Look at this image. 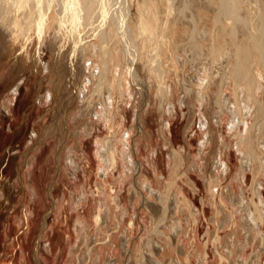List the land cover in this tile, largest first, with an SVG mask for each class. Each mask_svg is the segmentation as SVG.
<instances>
[{
	"label": "rangeland",
	"instance_id": "obj_1",
	"mask_svg": "<svg viewBox=\"0 0 264 264\" xmlns=\"http://www.w3.org/2000/svg\"><path fill=\"white\" fill-rule=\"evenodd\" d=\"M40 1L38 26L25 38L0 32V264H264V149L256 138L264 122V80L257 86L264 0L236 1L230 20L220 0H173L170 14L169 0H140L165 35L164 83L174 89L164 107L157 85L150 94L140 88L153 46L136 38L131 0L88 8L81 0ZM5 6L12 0L0 1ZM126 15L140 47L141 84L123 76L121 60L112 106L100 104V73L81 99L84 59L97 49L104 63L115 46L126 60ZM236 45L251 52L247 81L237 86ZM225 46L232 47L227 64L214 73V55ZM201 63L211 72L199 101L184 88ZM220 87L235 115L216 102ZM240 87L257 109L253 116L238 101ZM251 206L257 218L249 230Z\"/></svg>",
	"mask_w": 264,
	"mask_h": 264
},
{
	"label": "bare ground",
	"instance_id": "obj_2",
	"mask_svg": "<svg viewBox=\"0 0 264 264\" xmlns=\"http://www.w3.org/2000/svg\"><path fill=\"white\" fill-rule=\"evenodd\" d=\"M1 1V4H2V1L3 0H0ZM5 1V0H4ZM9 1V0H8ZM100 1H103V0H93V3L90 4V0H81L80 3L82 6H84L85 8H88L90 7V5H96V7H98V5L100 4L99 2ZM107 2H110L112 0H105ZM132 1V4L135 6L136 8V13L137 15L134 14L133 18H131V22H133V25L136 27L135 31H137V35H136V38H140V41H143L144 39L147 41L148 44H152L153 47H149L150 48V51H151V55L149 56V59L147 60V65L146 67L143 69L144 71H147L148 70V73L146 74V76L148 77V80L147 79H144L145 82L142 80V84L139 82L142 77L141 75L139 74V70L137 69V64L139 63V58H140V47L137 46L135 40H133V37H131V34H130V31L128 30L130 28V20L128 21L127 19V15L124 16L122 18V25L125 26V32L123 30V35L125 34V37H130L131 39H128L129 42L128 43H132L130 45H127L126 46V49L123 50V53L124 55L126 56L127 54V58L125 60V57H123V59L120 58V55L117 53V47H113V52H111L108 56V60L107 61H104V63H102V61L99 60L98 58V51L96 49L95 46H93L94 49H96L95 51V54L92 55V57H89L87 59H84V66H83V69L84 71L87 72V74H84L83 76L86 77L85 79L82 80V89H80V93L82 95L81 99L84 100V98L89 94V91H90V83L92 82V80L95 78V74L97 73H100L99 74V81H98V84H97V87H98V90H97V93L99 92L100 95H99V98L101 97L103 100V102L100 100V104H103V105H106L107 107H110L113 105V100H114V93H115V71H116V67L117 65H119V63L123 62V76H126V73L129 72L131 73V83L130 81H128V83H130L132 86H137V82H139V84L142 85V87H140L141 89L145 90L147 92V94L149 93L148 91V88L149 90H151L153 88V85L155 87V85H157V92L155 93V96L157 98L160 99V102L162 103V107L165 106V103L168 101L170 103V96H172L173 94V89L172 86L170 85L169 87L166 85V83H164V78H165V74H166V70L163 68L162 66V63H161V58H162V54H160V49H159V46H160V43H162V41H164L165 39V35L161 32V31H157V19L155 18V16H149V8L145 6L144 3H141L140 0H131ZM171 1V3H170ZM211 1V0H210ZM236 1L238 0H220V12L223 13L225 16V19L227 20H230L232 19L231 18V15L234 14V8L239 6L238 2L236 3ZM173 0H169L168 3H169V9H168V14L171 13V8L173 7ZM217 2V1H216ZM234 2V3H233ZM40 3L41 1L40 0H12V6L15 7L13 9V7H10V6H5L4 7V4H3V7L0 8V32L2 34H6L7 32L10 31V33H14V32H17V30H19V34H20V37L21 38H25L26 34H30V30L29 28H31L32 25H37L38 26V23L37 21L39 20L38 17L34 16V10L36 8V10H38V12L40 11ZM150 3V2H149ZM236 3L235 7L233 8L234 4ZM6 5V4H5ZM8 5V4H7ZM152 5V4H151ZM100 6V5H99ZM172 6V7H171ZM256 8V7H255ZM237 10V8H235ZM13 10V11H11ZM88 10V9H87ZM248 10V9H247ZM156 11V9H155ZM238 11V10H237ZM257 11V10H256ZM11 15H10V13ZM128 13V11H126ZM253 12V11H251ZM259 12V11H258ZM257 12V13H258ZM15 13V14H14ZM126 13V14H127ZM261 12H259L258 16H260ZM131 13H129L130 15ZM250 14V13H248ZM205 15V14H204ZM220 15V14H219ZM237 15V19L239 18H242V17H238V14ZM158 16V15H157ZM244 17V16H243ZM220 18V17H219ZM259 18V17H258ZM261 18L262 16H260V24H261ZM115 15L112 16V22L113 24H116L117 22H115ZM168 19V18H167ZM238 19V20H239ZM217 20V19H216ZM227 20H224V21H227ZM241 20V19H240ZM243 20V19H242ZM255 20V19H254ZM264 20V19H263ZM251 21V20H250ZM121 22V21H120ZM240 22V21H239ZM243 22V21H241ZM119 23V21H118ZM132 24V23H131ZM182 24V23H181ZM247 24V22H246ZM253 24V22H252ZM118 25V24H117ZM120 25V24H119ZM168 25V22L166 21L164 23V28H166V26ZM262 25V24H261ZM259 25V28L262 27V29L264 28V26H261ZM194 26V25H193ZM246 26V25H245ZM253 26V25H252ZM251 26V28H252ZM171 27H173L171 25ZM179 27V25H178ZM177 27V29H178ZM182 27V25H181ZM180 27V28H181ZM179 28V29H180ZM250 28V29H251ZM255 28V27H254ZM172 29V28H171ZM183 29V28H182ZM184 29H186L184 27ZM183 29V30H184ZM192 30V29H191ZM190 30V31H191ZM195 30V29H194ZM233 30V29H232ZM175 31V29H174ZM178 31V30H177ZM182 31V30H181ZM212 31V29H211ZM263 31V30H262ZM28 32V33H27ZM179 32V31H178ZM184 32V31H183ZM209 32V31H208ZM221 32V31H220ZM253 32V31H252ZM9 33V34H10ZM211 33V32H210ZM218 33V31H217ZM234 34H236L235 30L234 32H232ZM262 33V32H261ZM179 34V33H178ZM212 34V33H211ZM232 34V36L234 35ZM200 35V34H199ZM250 35V34H249ZM256 35V34H255ZM260 35V34H259ZM181 35H178L177 36V32H176V37H180ZM191 36V41H194V37L193 35H190ZM217 36V35H216ZM215 36V37H216ZM263 36V35H262ZM176 37L174 36V39H176ZM235 37V36H234ZM237 37V36H236ZM241 37V36H240ZM177 38V39H178ZM28 39V43L31 41V38H27ZM176 39V40H177ZM216 39V38H215ZM260 39V38H259ZM126 40V39H125ZM131 40V41H130ZM187 40V39H186ZM40 41H42L41 39L38 40V47H37V50L40 49ZM156 41V42H155ZM174 41V40H173ZM180 41V39H179ZM228 41V40H227ZM226 41V42H227ZM248 41V40H247ZM250 41V40H249ZM168 42V41H167ZM175 42V41H174ZM172 42V43H174ZM196 42V41H195ZM225 42V41H224ZM192 43V42H191ZM241 43H243L241 41ZM248 43V42H247ZM262 43L264 44V40H261L260 44H257V46L259 47V50L257 51H260L259 52V57H260V61L262 63V67H263V71H264V51H262L263 49V46H262ZM126 44V43H125ZM215 43H213L214 45ZM225 44V43H224ZM229 44V43H227ZM231 44V43H230ZM28 45V44H27ZM179 45V43H178ZM192 45V44H191ZM213 45L211 46V48L213 47ZM216 45V44H215ZM233 45V43H232ZM250 45V44H249ZM150 46V45H149ZM172 46V44H171ZM194 46V44H193ZM234 46V45H233ZM200 47V46H199ZM226 47V46H225ZM231 47V46H230ZM230 47H226L225 48V54H223L222 51L218 52V53H215L214 56H216L217 58L215 59V63L213 65H215L212 70L213 72L215 71V69H220V66H222L224 60L226 59V57H228V54H229V49ZM246 47V46H245ZM254 47V46H253ZM202 48H205V47H202ZM211 48H210V51H211ZM216 48V46H215ZM251 48V47H250ZM174 49V48H173ZM172 49V50H173ZM178 49V48H177ZM252 49V48H251ZM171 50V48H170ZM171 50V51H172ZM150 51H149V54H150ZM178 51V50H177ZM181 51V50H180ZM224 51V50H223ZM231 51H232V47H231ZM235 55L237 56V62L235 63L234 65V68H232V76L234 77V80H235V85H239L242 83V79L244 81H247V75H246V70H245V65L248 64L249 62V57H250V51L248 49V47H246L244 50H241V46L240 45H236V48H235ZM253 51V49L251 50ZM256 51V50H255ZM179 52V51H178ZM186 52V51H185ZM103 53V51H102ZM180 53V52H179ZM197 53V52H196ZM231 53V52H230ZM258 53V52H256ZM104 54V53H103ZM186 54V53H185ZM232 54V53H231ZM173 55V54H172ZM195 55V54H194ZM234 55V53H233ZM148 56V55H147ZM207 56V55H206ZM231 56V55H230ZM252 56V54H251ZM144 57V56H143ZM167 58V56H165ZM170 57V56H169ZM179 57V56H178ZM255 57V56H254ZM173 58V56H172ZM181 58V57H180ZM206 58V57H205ZM209 58V57H208ZM256 58V57H255ZM174 59V58H173ZM177 59V58H176ZM183 59V58H182ZM185 59V58H184ZM229 59V57H228ZM226 59V61L228 60ZM234 59V58H233ZM141 60V59H140ZM143 60V58H142ZM41 61V60H40ZM234 61V60H233ZM254 61V60H253ZM142 62V61H141ZM179 62L180 64H182V61L181 59H179ZM255 62V61H254ZM259 62V61H258ZM108 63H110V68L108 69ZM145 63V62H144ZM176 63V62H175ZM184 63V62H183ZM226 63V62H224ZM143 64V62H142ZM209 64V63H208ZM206 64V63H201L199 68H198V72L200 73L201 72V75H199V73L195 74L194 77H193V80L192 81H188L187 82V86H185L184 88V93H186L185 95H193L192 93L196 94V96H198V100H202L203 97H205L203 95V92H204V89L207 87L206 83L207 80H209L208 78V75H210V69L211 67ZM227 64V63H226ZM233 64V63H232ZM253 64V62H252ZM101 65H102V68H101ZM113 65H115L113 67ZM145 65V64H144ZM185 65V64H184ZM44 66L46 67V69H48V64L45 65L44 63ZM144 67V66H143ZM223 67V66H222ZM221 67V68H222ZM183 68V67H182ZM229 68V67H228ZM255 68V67H253ZM141 69V68H140ZM223 69V68H222ZM257 69V68H256ZM254 70V69H253ZM75 71V70H74ZM258 71V70H257ZM260 71V70H259ZM217 72V71H216ZM214 72V73H216ZM223 72V70H222ZM203 73V74H202ZM256 73V72H255ZM258 73V72H257ZM259 73H262V72H259ZM105 78H104V76ZM107 75H109L108 77V80L106 81L107 79ZM220 75V74H219ZM218 75V76H219ZM260 75V74H259ZM121 76V75H120ZM185 76V75H184ZM214 76V75H213ZM212 76V77H213ZM216 76V74H215ZM214 76V77H215ZM262 76V75H261ZM97 77V76H96ZM139 77L141 78L139 80ZM224 77V75H223ZM264 77V76H263ZM98 78V77H97ZM154 79L156 80V82H154ZM212 79V78H211ZM105 80V81H103ZM191 80V79H190ZM221 79H219L220 81ZM263 80L264 78H261V77H257V82H259L257 84L258 88H260L262 86V83H263ZM123 83V81H122ZM155 83V84H153ZM185 83V81H184ZM182 84V83H181ZM106 87H105V86ZM209 85H210V82H209ZM219 85V84H218ZM120 86V85H119ZM264 86V85H263ZM81 87V86H80ZM168 87V89H167ZM184 87V86H183ZM209 88V87H208ZM257 88V89H258ZM97 89V88H96ZM17 90V88L15 89V91ZM208 90V89H207ZM222 88L220 87V91L218 92V96L216 97V102L218 104H220V106L224 105L223 109L224 111H229V112H233L235 111L234 110V107L233 105L232 106H229V103H230V97H227V98H224V92H222ZM260 90V89H259ZM144 91V92H145ZM239 91V90H237ZM50 92V91H49ZM104 92H107V96L105 97L104 96ZM257 91L254 92V94L256 93ZM150 94V93H149ZM257 94V93H256ZM169 95V97H168ZM259 95V94H258ZM257 95V96H258ZM262 95V94H261ZM264 95V94H263ZM9 98V97H8ZM185 98V96H184ZM237 98H238V101L240 103H242V106H243V111L245 112V115L248 116H253V111H256V107L252 105V99L251 97H249L247 94H246V91H245V88L243 87H240V91L237 93ZM255 99H258V98H255ZM260 99V98H259ZM264 101V100H263ZM84 102V101H83ZM168 103V104H169ZM99 104V105H100ZM259 104V103H258ZM102 105V107H103ZM171 105V104H170ZM168 105V106H170ZM264 105V104H262ZM101 107V106H100ZM106 107V108H107ZM94 108L97 109V107L94 106ZM104 108V107H103ZM241 109V107H239ZM259 108H260V105H259ZM259 108H258V111H259ZM262 108V107H261ZM108 110V109H106ZM161 110V109H160ZM169 111V110H168ZM98 112L99 109H98ZM243 112V113H244ZM261 112H263L262 114H264V109L261 110ZM97 113V112H96ZM105 113V112H104ZM225 113V114H226ZM236 113V112H235ZM235 113H231L232 115H235ZM260 113V111L258 112ZM99 114V113H98ZM238 114H241V113H238ZM261 114V115H262ZM229 115V114H228ZM231 115V116H232ZM237 115V114H236ZM244 115V116H245ZM258 116V115H256ZM260 116V115H259ZM110 117V116H109ZM239 117V115H238ZM237 117V118H238ZM233 118V116H232ZM257 118V117H256ZM234 119V118H233ZM233 119H231L232 121L230 122L231 124H233ZM262 119V118H261ZM259 124H262L260 128V130L256 131L258 132L256 138H258L260 141L258 142V144L262 145V148L264 149V122L261 121V123ZM234 126V125H233ZM257 145V144H256ZM250 147V146H249ZM251 148V147H250ZM261 148V149H262ZM252 149V148H251ZM251 149H249L250 151V154L252 156V161H255V158L253 157L254 156V153L251 151ZM257 149V147H256ZM262 149V150H263ZM258 150V149H257ZM256 150V151H257ZM105 153V152H104ZM258 153V152H257ZM259 154V153H258ZM260 159V165L264 164V154H261L259 155ZM258 158V157H257ZM259 167V166H258ZM261 167V166H260ZM264 168V167H263ZM254 205V204H253ZM256 205V204H255ZM257 207V206H256ZM260 213V211H259ZM262 214V213H261ZM260 214V215H261ZM263 215V214H262ZM256 210L254 208V206H251V209H250V213H249V222L248 223V228L249 230L252 229V225L251 223H253L255 220H256ZM262 218V216L260 217ZM225 221V220H223ZM222 221V222H223ZM247 224V223H246ZM222 226V225H221ZM247 226V225H246ZM245 226V227H246ZM247 229V228H246ZM248 230V231H249ZM262 245V244H261ZM228 249V247H227Z\"/></svg>",
	"mask_w": 264,
	"mask_h": 264
}]
</instances>
